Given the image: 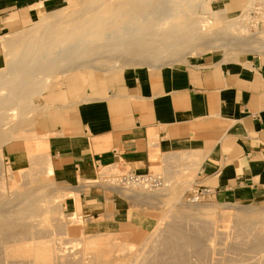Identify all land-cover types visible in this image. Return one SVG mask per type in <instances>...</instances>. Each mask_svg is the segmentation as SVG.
<instances>
[{
    "label": "crops",
    "instance_id": "0c3cea01",
    "mask_svg": "<svg viewBox=\"0 0 264 264\" xmlns=\"http://www.w3.org/2000/svg\"><path fill=\"white\" fill-rule=\"evenodd\" d=\"M86 1L94 0L82 4ZM247 1L216 3L222 4L226 14L229 9L230 14L241 15ZM256 1L260 6L264 0ZM65 2L0 0V48L2 37L28 30L36 20L60 11ZM56 30L51 27L45 33ZM252 36L249 43L234 37L223 42L224 37L219 41L212 36L209 40L217 42L209 44L227 50L232 40L235 49L230 51L244 55L255 44ZM204 45L202 49L208 50L209 45ZM259 45L245 59L213 51L181 66L153 67L163 63L156 60L150 67L130 69L107 78L106 84H97L92 92L95 97L77 106L65 128L60 125L58 135L46 137L54 174L60 182L78 187V179L86 178L79 176L84 167L94 175L100 165L147 174L152 167L164 164L167 157L188 154L199 168L196 187L213 190L215 200L264 204V53H255L264 43ZM14 58L7 64L8 78L14 74L12 67L20 62V57ZM128 58L114 60L102 70L111 72L142 62L141 57ZM101 59H78L68 66L59 62L42 78L29 72L34 75L29 93L36 92L41 79L64 77L79 67L100 70L96 62ZM94 198H87L84 208L92 199L91 205L101 203L102 209L89 213L92 216L108 207L106 196Z\"/></svg>",
    "mask_w": 264,
    "mask_h": 264
},
{
    "label": "rangeland",
    "instance_id": "374dc122",
    "mask_svg": "<svg viewBox=\"0 0 264 264\" xmlns=\"http://www.w3.org/2000/svg\"><path fill=\"white\" fill-rule=\"evenodd\" d=\"M82 1L84 0H66V2L62 4L60 11L54 12L51 15L44 17V19H41L39 21L36 20L35 23L28 30H24L16 34L6 35L2 37L1 48H0V53H1L0 77L2 76L8 79L9 71H7V64L11 59L12 61L15 59L14 57H13L14 59L10 58V52H11L10 50H12V48L18 46L21 47L20 44L23 45L24 41L26 42V44L24 43V45L26 46L28 43L34 42L35 39H38V37L40 36L41 34L40 31L41 32L48 31L51 27L56 29H61V28L63 29L65 26L62 25L61 23L64 17L67 16L69 13L75 12L77 10H83ZM100 1H109V0H100ZM217 1L218 0H183L181 2V0H169L170 5H173V7L174 4L178 2L180 3V6L182 8H185L186 5L192 8L194 6V8L196 9L194 11L195 12L197 11L196 14H201L202 17L203 16L206 17L205 18L206 23L211 29L215 27V30L217 29V30H221V32L223 31L224 34L225 33L227 34L228 38L234 37L233 40L238 38V39H243L244 41H248L250 40V38L253 39L252 35H254L255 44L249 47V51L243 52L244 55H240L238 51L237 52L230 51L232 49H235V47L232 48L233 47L231 45L232 43L229 42L228 44L230 45H228L229 49L227 50L218 49L214 47L208 50L199 49V51H196L194 54L192 53L191 56L189 54V56L185 55L183 57L175 58L172 62L179 60L180 58L186 57L182 61L179 60L173 64H171L172 62L165 61L153 67L186 65L190 63L194 58L200 57L207 53H214L213 51H218L217 52L218 54H222L225 52L227 57L229 58L237 57L238 59H240L241 57L242 58L244 57L245 59L251 55L250 53H252V50H256L260 46L259 44L264 43V13L262 12L264 10V1H260L261 4L260 6L256 5L258 3V1L256 0L247 1L243 8L244 12L247 11V13L241 15L230 14L229 9L227 10V12L228 11L229 12L226 14V12H224L225 9H223L222 4L216 3ZM252 6L253 7L255 6V8H251ZM196 7H198V9ZM102 11H104V9ZM250 12H258V14L254 16L252 15L249 16ZM245 15H248V18L250 17L249 18L250 20L248 18L246 19ZM169 20L170 19H167L166 21L170 22ZM45 28L46 30L44 31ZM26 32L27 33L29 32L28 34H30L31 32L32 35L26 37L27 35ZM23 36L28 40L29 39L30 40L28 41L27 39L24 38L25 40L23 39L21 42L20 39ZM30 36L33 38L31 39ZM247 38L249 39L247 40ZM18 40L21 43H19ZM18 43L19 45H17ZM92 43L96 46L98 45L101 46L102 44L105 43V41L98 34H96L92 40ZM106 48L107 47H102L99 49V51L102 52V50H106ZM258 51H256L255 53H264V48ZM145 59L146 58H141L140 60L142 62L135 66L126 67L124 69L112 70L111 72H104L102 70L103 69L102 67L104 65H110L115 61L112 60L113 61L112 62L111 60L108 59L107 60L101 59L98 62H96L99 65L100 70H93L88 67H79L67 73L64 77L54 78V79L47 78L46 81L36 79V81L38 80L37 81L38 87L36 88V92L29 93V90H27L24 93V95L21 97L23 99L20 100L18 103L21 107L17 105L16 106L17 110H13L12 108L11 110L14 111L12 112L13 115L10 114L3 119L4 123L12 121L15 124L16 122L18 123L20 122L24 124L23 125L20 124L22 128H20V126L17 127L18 131L17 128L15 129V131L13 130L14 133L12 130L9 131L8 133L7 130L8 128L7 127L4 128V131L5 133L7 132L6 133L7 135L8 134L11 135V133L13 134L12 136L9 137V140H11L10 141L11 144L9 146L4 147L2 156H0V187H4L6 191L5 193L9 197L11 196L10 191H12V188L13 189L22 188L23 190H25L26 187L29 188L34 186L49 188L48 196L46 200L49 204V208H51L52 210V213L47 214L44 217L45 219L44 226L46 229L50 227L49 228V230H51L50 234H52L53 232L52 234L53 236L51 235V237L54 238L53 242L54 241L57 242L54 243L56 245L57 244L60 245L58 246L59 248H63L61 250L63 251V254H65L64 257L65 261H67L66 260L67 257L73 258V260L75 261L83 260L84 258L83 260L84 263L86 264L91 263L89 257L85 256L84 254L87 252L85 251L86 241L89 243V245H93L94 240L98 241L106 237L112 238L111 236H113L112 241H108L111 239L106 238L105 240L108 239L106 242H113L114 239L119 238L118 240L116 239L118 242L117 241L115 242L114 240L113 243L123 244L125 247L127 246L126 249L130 247L131 248V249L129 248L130 251H133L132 254H135L134 256L139 255L138 257H140L142 253L143 255L144 253L146 254L147 253L146 250L149 251V253L151 252L150 253L151 255H155L158 252L169 253L177 250L178 253L176 255L183 253V251L184 252L186 251L185 252L186 254L184 253V257L187 258L186 262H188L186 264H196L197 262H198L197 264H201V263L202 264H214V263L215 264H223V263L224 264H264V253H262L264 251L260 250L261 252L260 251L258 252V250L252 249L253 252H251L252 251L250 250L251 247L247 246L246 241L243 242L238 241L236 246L234 247V244H232L233 245L232 247L231 243L237 242L234 240H240L239 238L237 239V236L239 237L238 234H240L241 231L234 233L235 230L233 228L234 226L233 218L234 216L240 214H237L233 210L226 211L222 207L225 206L232 208L236 207L240 209L251 208L254 210L257 209L264 210V204H260L256 202H233V201H217V200H213V201L205 200L203 202L193 201V203L198 204L202 208V212L204 214H201L199 212H194L193 215L191 212H188V209L187 208L185 209L184 205L191 204L189 198H191V195L196 190L195 188L197 184L196 176L199 170L197 163L188 154H179L177 156L167 157L165 163L159 165L160 167L159 166L152 167L150 172L157 176L160 175V177L163 180V184L160 187V190H161V194L163 192L165 195L162 194L161 197H159L160 199L159 200L160 202L158 201L159 205L157 204V201H150L151 203L149 205L143 203L138 204L137 202L135 203L134 201L135 199L134 198L131 199L132 198L131 195H128L129 192L131 193L132 189L128 190L125 193V195H123L124 197H122L121 195L117 194L114 191L105 189V187L97 188L96 186H98L99 184L94 185L96 181H98L100 184H104L105 186L106 184L111 185L112 187L119 185V188L125 190L127 189L125 187H120L119 182L114 181L116 180L118 175H120L122 172H125L124 170L118 169L114 165L105 166V167L101 165L98 166V168H96V175H94L93 170L87 167L82 168L79 173V176L86 178H84V180L78 179L76 184H78L79 186L77 185L78 187H74L72 185L60 182L59 179L54 174V171L52 170L53 168H51L49 165H46L47 169L43 170L42 167H40L41 166L40 164H39L40 166H37L35 164L34 152H40L39 150L43 149L45 145L47 146L48 149L47 138L49 139L52 136L58 135V130L60 125H62L63 129L65 128V125L68 124L69 121H71L72 118L74 117L78 105H80L86 100H91L95 97V94L92 92L96 90L94 88H96L97 84L100 83L106 84L108 81L107 78L112 77L113 75L116 76L123 74L124 72H127L130 69L134 70L143 67H150L148 65H151L155 62L154 60L151 59H146V60ZM42 82L43 83L49 82V86L45 84L41 85L40 83ZM3 91H4L3 93H6L5 90ZM23 105H26L25 110H23ZM0 120L2 121L1 118ZM50 131L52 132V134H50ZM34 144H38L39 146L41 145L42 146L39 149H36L34 147ZM107 171L114 172L113 173L114 175L112 173L110 174V176L106 174L108 176L107 177L106 175H104V173L105 172L107 173ZM110 172H108V174ZM33 179L34 182L37 183L32 182ZM109 180L110 181L112 180L113 182L112 181L110 182ZM138 189L139 188H137V190ZM139 190H141V188ZM90 196H93L95 197L94 199H98V200H101L102 197L106 196L108 198L107 209L103 210V212L95 216L90 215L89 213L93 211H101L102 209L101 203H99V205L96 206L91 205V203H93L92 199H89V201L87 202L89 203V206L84 208V206L86 205L87 198H90ZM127 196L128 198H125ZM175 205H177L176 209L174 208ZM84 210L87 214L84 213ZM173 212L174 213L176 212L177 213L176 215H179V217H182L185 214H186L185 216H187L185 217L186 219L184 218V220L177 218L175 219L177 222L180 223L178 227L180 226L181 227L179 229L181 230L183 228V230H181L183 232L185 230L184 233L182 232L184 235L181 233L183 235V238L184 236L185 239L190 238L193 233H194L193 235L195 236L201 235V237L199 238H203L202 240L200 239L202 241V244L205 241H206L205 242L206 244L204 243L205 246L210 245L212 243L211 247L209 248V252H211L210 249H212V252L214 250V252L213 253L211 252V254L208 253V255L207 254L204 255V257L203 255L202 256L199 254L197 255L198 252L197 253L195 252L198 251L199 249L197 250L195 247L192 249L193 245L192 244L188 245L189 243L187 244L188 245L187 246L185 239L177 240V242L183 240L182 242H180L182 244L177 243L176 246L178 247V249L177 248L174 249L176 247L174 240L171 242L167 241L166 243V241L163 242L164 240L162 241L160 238H158L160 239V241L163 242V244L160 241L157 242L158 240L155 241L157 239L156 237H153L155 238L153 240V238L150 236L153 233V229L156 228L158 224L163 223L164 219L166 220V222H168L169 220L171 222L172 220L169 217L174 216ZM167 214L169 215V217ZM167 218L169 219L167 220ZM252 218L257 220L258 222L260 219L264 223V216L261 214H257V213L252 214ZM73 219H75V222ZM194 220L196 222H194ZM68 221L72 222L71 224L74 225H72L71 227L70 222L68 223ZM76 222L77 223L79 222L80 224H76ZM53 224L55 226H53ZM75 224L78 226H76ZM191 226L193 228H196V230L191 228ZM222 226L223 227L227 226V227L223 228ZM256 226L259 227V225ZM205 227L208 228L210 232L206 230ZM198 228L199 230H197ZM223 229L225 230L227 229V230L221 235L219 231L220 232L225 231ZM180 230L179 233L181 232ZM188 230L190 231L189 232L190 234L189 237L186 238V235H188L186 234ZM203 230L205 233L202 232ZM128 234L129 236H132L134 234V236H139V238H136L137 239L136 242L135 241L133 242V238H129ZM232 234L235 235L237 234V236H233ZM124 236L125 237L127 236L129 239L125 238ZM232 236L234 237V239H232L233 238ZM190 239L187 240L189 241ZM148 241L151 242L149 243ZM144 242L147 243L145 244ZM152 243H157V244H155L156 246H154ZM171 243L173 246L169 245ZM164 244H165V249L162 247L164 246ZM167 244L171 247V249H166V246L167 248H169ZM185 245L186 247L183 249ZM179 248L181 249V252H179L180 251ZM143 249L145 252L142 251ZM139 252L141 254H139ZM254 252L255 253L258 252V254L257 253L255 254ZM200 256L202 257V259H198L201 258ZM207 256H209L210 258ZM181 257H183V255H181ZM204 261L205 263H203Z\"/></svg>",
    "mask_w": 264,
    "mask_h": 264
},
{
    "label": "bare ground",
    "instance_id": "6f19581e",
    "mask_svg": "<svg viewBox=\"0 0 264 264\" xmlns=\"http://www.w3.org/2000/svg\"><path fill=\"white\" fill-rule=\"evenodd\" d=\"M182 1L183 0H181V2ZM254 7L252 6L251 8ZM196 8L198 9V7ZM103 9L104 11H102ZM194 10H196L194 6L192 8L186 5L185 8H182L179 2L175 3L173 7V5H170L169 0H109V1L94 0L93 2L86 1L85 4L83 5V10H77L75 12L70 13V15L65 16L64 19L62 20L64 21V23H61L60 21V23L65 26L63 29L61 28L51 33H45L43 31L42 33L40 31L41 34L38 37L37 41L28 43L27 46L24 45V43L26 44V42L24 41L23 45L20 44L21 47L18 46L12 48V50H10L11 51L10 58L20 57L18 58L20 62L12 67V69L14 70V74L13 75L11 74L8 79L2 76L0 77V118L2 119V121L0 120V156H2L4 147L9 146L11 144L10 142L11 140H9V137L12 136L15 129L18 126H20V124L21 125L24 124L20 122L19 123L16 122L15 124L12 121L4 123L3 119L8 115L12 114V112H14L11 110L12 108L13 110H17L16 106L17 105L20 106L18 103L20 100L23 99L21 97L29 89V87H32L34 85V75H36L38 78H42L43 75L45 74V71H48V69H51L54 65L57 66L59 62L65 63L68 66L70 62L78 59L91 60V59L102 58L112 61V59L122 60L128 57H141V58L151 59L154 61L160 60L162 62L165 61L172 62L175 58L183 57L185 55L189 56V54L191 56L192 53L194 54L196 51H199V49L201 50L202 48H204L203 46H205L204 44H206L207 42L209 41L212 43L217 42L216 40H214L215 42H213V40L212 41L209 40L210 37L215 36L218 38L219 35L221 36L223 34L219 30L217 29L215 30V27L211 29L206 23V19H205L206 17L204 16L202 17L201 14H196L197 11L195 12ZM245 13H247V11ZM245 17L247 19L248 15H245ZM167 19H170L169 20L170 22L166 21ZM31 32L30 34H28L29 32L28 33L26 32L27 34L26 37L32 35ZM96 34H98L105 41V43L102 44L101 46L99 45L96 46L92 43V40ZM24 36L20 39L21 42L25 38ZM223 37L221 36V38H218V40L220 41V39H223ZM226 37L228 36L226 35ZM226 37H224V40ZM32 38L33 37H31V39ZM248 39L249 38H247V40ZM42 40L43 42L41 44L40 41ZM227 40L223 42H226ZM251 40L252 39L250 38V41L248 40L247 43L251 42ZM20 41L18 40L19 43H21ZM241 41H243V43L245 42L244 40ZM229 42L230 41H228V43ZM19 43L17 45H19ZM207 44L209 45V49H211L212 47L210 46V44L209 43ZM211 45L214 46V44ZM102 47H107V48L106 50H102L101 52L99 51V49ZM93 56L94 57L97 56V57L94 58ZM32 71L35 73L33 76L29 74V72ZM41 80L46 81V79H41ZM40 84L41 85L45 84L49 86V82L47 83L42 82ZM3 90H5L6 93H3L4 92ZM25 108L26 105H23V110H25ZM5 127L8 128V129L6 128L8 130V133L9 131L14 130L13 133H11V135L10 134L7 135L6 134L7 132L5 133L4 131ZM20 128L22 127L20 126ZM41 146H39L38 144H34V147L36 149H39ZM39 151L40 152H34L35 164L37 166L41 165L40 167H42L43 170L47 169L46 165H49L52 168V161L49 156V151L47 149V146L45 145L44 148ZM108 172L110 171H107V173L105 172L104 175L107 174L110 176L111 173L112 174L114 173V172H110L108 174ZM32 182H34V179ZM94 185H98L96 186L97 188L105 187V189L114 191L117 194L121 195L122 197H124L123 195H125V193L128 190L132 189L131 193L129 192L128 195H131L132 198L131 197L130 198L131 199L134 198L135 203L137 202L138 204L143 203L149 205L151 203L150 201H157L158 204V201L160 200L159 197H161V195L164 194L163 192L161 194V190H160V187L162 185L159 187V189L153 191L152 189H147L144 186H137V185H132V187L130 186V188L126 186L125 188L127 189L125 190L119 188L118 185L112 187L111 185L106 184L105 186L104 184H100L98 181H96ZM26 188L25 190H23L22 188L19 189L12 188V191H10L11 196L9 197L6 195L5 193L6 191L4 187H0V246H1L0 264H86L83 262L84 258L83 260L75 261L73 260V258L67 257L66 259L67 261H65L64 258L65 254H63V251L61 250L63 248H59L58 246L60 245L58 244L56 245L55 243L57 242L55 241H54L55 243L53 242L54 238L51 237L53 232L52 234H50L51 233V230H49L50 227L46 229L44 226L45 223L44 217L47 214L52 213V210L51 208H49V204L46 200L48 196L49 188L38 187V186L29 187L27 189ZM137 188L139 189L141 188V190L139 189L137 190ZM125 198H128V196ZM190 203L191 204L184 205V208L185 209L187 208L188 212H191L192 214L194 212H199L201 214H204L202 212V208L198 204H195L193 202ZM176 206L177 205H175L174 207L175 209L177 208ZM222 207L226 211L233 210L237 214H240L234 216L233 218V223H234L233 228L235 230L234 233L241 231L240 234H238L239 237L237 236V234L236 235L232 234L233 236H237V239L239 238L240 240H234L237 242L231 243V245L234 244L235 247L238 241L239 242L246 241L247 246L251 247L250 250L252 249L258 250V252L260 250L264 251V223L260 219L258 222L257 220L252 218V214L255 213L264 216V210L261 209L254 210L251 208L240 209L236 207L232 208L225 206ZM176 214L177 213L175 212L174 216L172 217H169V215L167 214L172 221L170 222L169 220L168 222H166V220L164 219L163 223L158 224V226L153 229V233L151 231L152 234L150 236L152 238L153 237L157 238L155 241L158 240L157 242H159L161 239L162 241L164 240L163 242L166 241L167 243V241L171 242L174 240L176 246L177 243L183 241L180 240L177 242V240L185 239V236L183 238L184 235L183 233L185 232V230L183 232L181 231L183 230V228L181 230L179 229L181 227V226L178 227L180 223L177 222L175 219L177 218L184 220V218L187 216H185L186 214L185 215L183 214L184 216H182L183 217L182 218ZM169 218H167V220ZM73 220L75 222V219ZM195 220L194 222H196ZM69 222L70 221H68V223ZM71 223L72 222H70V226L72 227V225L74 224ZM76 224H80V223L76 222ZM256 225H259V227ZM53 226L55 225L53 224ZM226 227L227 226H224L223 228ZM191 228L193 227L191 226ZM193 229L196 230V228ZM205 229L208 230V228L206 227ZM179 230L181 231L180 233ZM197 230H199V228ZM226 230L225 231L221 230L222 232L219 231V233H221L222 235V233L226 232ZM208 231L210 232V230ZM189 232L190 231L188 230L186 233L188 234L186 235V238L189 237L190 234ZM202 232H204V230ZM192 235L191 237L194 236L195 238L194 237L193 238L190 237L191 239L187 238L190 239L189 241L185 239L186 245L189 243L188 245L190 244L193 245L192 249L194 247L197 250L199 249L198 251L195 252V253L198 252L197 255L198 254L201 256L203 255L204 257V255L206 254L208 255V253L211 254L212 249H210L211 252H209V248L211 247L212 243L210 245L205 246L206 241L204 242L205 244L204 243L202 244L201 240L203 238H199L201 237V235L200 236L196 235L198 237ZM111 237L113 238V236ZM128 237L133 238V242L134 241L136 242L137 240L136 238H139V236H134V234L132 236H129L128 234ZM128 237L126 236L125 238ZM106 238L111 239V240L107 239L108 241H112V238L109 237ZM106 238L102 240H105ZM116 239H114L115 242L119 238L117 240ZM154 239L155 238H153V240ZM232 239H234V237ZM102 240L101 239L98 241L94 240L93 245H89V243L86 241L85 251L87 252L84 254L85 256L89 257V259L91 260V263L89 264H186L188 263L186 262L187 258L184 257V253L186 251L184 252L183 250H182L183 253H180L178 255H176L178 253L177 250L174 251L176 253L158 252L160 254L159 255L158 253L154 252L156 254L151 255L150 254L151 252L149 253V251L145 249L147 253L146 254L144 253V255L142 253V255L138 257L139 255L134 256L135 254H132L133 251H130L131 249L130 247H129L130 249L128 248L129 249L128 250L126 249L127 246L125 247L123 244L113 243L114 240L113 242H106L107 240L105 241ZM148 242L150 243L151 241ZM172 243L169 245H172ZM152 244L156 246L155 244L157 243H152ZM169 245H168L169 248H167L166 246V249H171ZM186 245L183 247V249L186 247ZM162 247L165 249V244ZM176 248L178 249L177 246L174 249ZM253 250L251 252H253ZM142 251H144V249ZM179 252H181V249ZM258 252L256 253L258 254ZM139 254L141 253L139 252ZM181 255H183V257H181ZM198 259H202V257ZM203 263H205V261Z\"/></svg>",
    "mask_w": 264,
    "mask_h": 264
},
{
    "label": "built area",
    "instance_id": "2783aa9c",
    "mask_svg": "<svg viewBox=\"0 0 264 264\" xmlns=\"http://www.w3.org/2000/svg\"><path fill=\"white\" fill-rule=\"evenodd\" d=\"M258 9V8H257ZM264 13V10L262 11ZM258 12H251L250 15H257ZM115 182H119L121 187H130L132 185L144 186L147 189H157L162 185V178L151 172L147 174H136L130 171L122 172L117 176ZM119 186V185H118ZM215 192L209 188L196 187V190L189 198L190 202H203L205 200H215Z\"/></svg>",
    "mask_w": 264,
    "mask_h": 264
}]
</instances>
